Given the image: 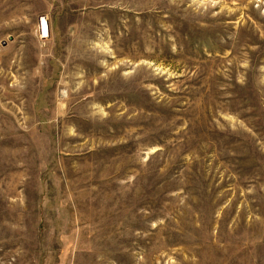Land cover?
<instances>
[{"label":"rangeland","instance_id":"rangeland-1","mask_svg":"<svg viewBox=\"0 0 264 264\" xmlns=\"http://www.w3.org/2000/svg\"><path fill=\"white\" fill-rule=\"evenodd\" d=\"M0 264H264V0H0Z\"/></svg>","mask_w":264,"mask_h":264},{"label":"water","instance_id":"water-1","mask_svg":"<svg viewBox=\"0 0 264 264\" xmlns=\"http://www.w3.org/2000/svg\"><path fill=\"white\" fill-rule=\"evenodd\" d=\"M40 26H41V29H42V33L46 34L47 33V23L45 21L41 20Z\"/></svg>","mask_w":264,"mask_h":264}]
</instances>
